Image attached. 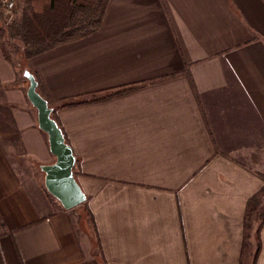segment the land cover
Instances as JSON below:
<instances>
[{"label": "crops", "instance_id": "obj_1", "mask_svg": "<svg viewBox=\"0 0 264 264\" xmlns=\"http://www.w3.org/2000/svg\"><path fill=\"white\" fill-rule=\"evenodd\" d=\"M23 64L52 104L156 80L56 110L93 227L46 192L55 156L0 46V264H264V223L244 227L264 185V0H108L95 33Z\"/></svg>", "mask_w": 264, "mask_h": 264}, {"label": "trees", "instance_id": "obj_2", "mask_svg": "<svg viewBox=\"0 0 264 264\" xmlns=\"http://www.w3.org/2000/svg\"><path fill=\"white\" fill-rule=\"evenodd\" d=\"M18 11L16 16L7 19L4 16L2 0H0V46L4 56L9 57L7 49L2 42L11 44L16 53V64L25 68L23 61L29 57L39 54L56 45L73 41L92 33H95L102 24L103 17L107 8L108 0H17ZM1 36L3 38H1ZM15 62V61H13ZM37 80L38 92L47 99L48 105L51 107V116L59 124L56 116L58 108L69 107L88 101H96L113 96L121 95L129 91L135 90L146 83L153 82L156 79L147 81L134 82L127 85H122L103 95H99L90 99L78 100H59L56 104H52L48 98L45 88L39 76L34 73ZM168 75H162L164 79ZM61 127V126H60ZM62 129V128H61ZM63 131V130H62ZM64 133V132H63ZM65 141L68 140L64 134ZM74 176L80 173L75 161L73 165ZM46 190V189H45ZM50 194L48 191H46ZM264 198V185L247 201L244 214V227L250 225L252 218L259 217V228L264 223V208H261V202ZM80 208L86 213L91 225H94V217L88 206V196L79 203ZM3 226V221L0 217V228ZM257 231V233H258ZM96 234V233H95ZM259 245V239H258ZM255 249V256L258 254L259 246Z\"/></svg>", "mask_w": 264, "mask_h": 264}, {"label": "water", "instance_id": "obj_3", "mask_svg": "<svg viewBox=\"0 0 264 264\" xmlns=\"http://www.w3.org/2000/svg\"><path fill=\"white\" fill-rule=\"evenodd\" d=\"M23 74L28 80L26 96L36 108L38 126L47 134L49 150L55 156L53 162L41 165L45 188L64 208H71L86 196L73 173L75 155L61 127L51 116L47 99L38 92L34 74L28 69H24Z\"/></svg>", "mask_w": 264, "mask_h": 264}, {"label": "rangeland", "instance_id": "obj_4", "mask_svg": "<svg viewBox=\"0 0 264 264\" xmlns=\"http://www.w3.org/2000/svg\"><path fill=\"white\" fill-rule=\"evenodd\" d=\"M15 7H14V11L16 10V12H15V16H16V14H17V11H18V1L16 0V2H15V5H14ZM13 15V16H14ZM1 38H3L2 36H1ZM2 44H3V46L7 49V51H8V54H9V57H11V60H13V61H15V63H16V61L17 60H15L16 59V53L14 52V50H13V48H12V46H11V44L10 43H8V42H4V40H3V42H2ZM18 77H20V78H24L25 76H24V74L22 75V72L21 71H19L18 72ZM26 78V77H25ZM24 78V79H25ZM28 86V85H27ZM264 199V198H263ZM78 205V204H77ZM261 208H264V202L262 203V205H261ZM72 209H78V207H76V205L75 206H73L72 207ZM77 216V215H76ZM86 236L88 237V240L90 241V245H91V248H93V249H96V244H97V242H96V239H95V237H94V235H93V232L91 231V233L89 232H86Z\"/></svg>", "mask_w": 264, "mask_h": 264}, {"label": "built area", "instance_id": "obj_5", "mask_svg": "<svg viewBox=\"0 0 264 264\" xmlns=\"http://www.w3.org/2000/svg\"><path fill=\"white\" fill-rule=\"evenodd\" d=\"M15 2L16 0H2L4 16L7 19H11L14 14Z\"/></svg>", "mask_w": 264, "mask_h": 264}]
</instances>
